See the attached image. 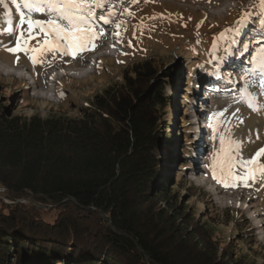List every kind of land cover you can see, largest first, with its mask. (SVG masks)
<instances>
[{"label":"trees","instance_id":"obj_1","mask_svg":"<svg viewBox=\"0 0 264 264\" xmlns=\"http://www.w3.org/2000/svg\"><path fill=\"white\" fill-rule=\"evenodd\" d=\"M161 69L132 63L76 115L0 100V186L12 200H0V264H254L231 258L159 181Z\"/></svg>","mask_w":264,"mask_h":264},{"label":"rangeland","instance_id":"obj_2","mask_svg":"<svg viewBox=\"0 0 264 264\" xmlns=\"http://www.w3.org/2000/svg\"><path fill=\"white\" fill-rule=\"evenodd\" d=\"M6 2L15 26L18 14L11 0ZM224 3L232 7L222 15H215ZM258 5L259 0H112L113 12L119 10L117 19L107 25L103 21L97 23L96 28L103 34L94 41V48L82 50L75 59L60 53L53 58L48 53L35 66L23 52L14 55L5 50L7 46H14L15 35H0V100L14 105L16 113L24 115H76L89 105L96 93L121 83L123 71L132 63L148 60L156 69L162 68L167 76L163 80L166 103L160 109L164 138L159 152L164 161L159 181L166 180L182 207L213 234L220 248L226 247L231 258L240 257V263L264 264V184L225 188L212 178L210 170L222 136L234 140L240 137L244 140L242 150L250 147L251 156L264 147V123H260V120L264 122V89L257 83L254 86L253 111L244 109L245 103L241 100L245 95L243 70L249 67L247 61L258 46L256 42L264 40ZM245 12H251L253 17L241 25L240 17ZM4 14L5 9L0 5V32L8 26ZM120 22L123 23L118 29L119 41L126 48L125 54L103 55L99 69L80 73L98 52L106 51L110 36L107 32ZM238 30H244L246 36L251 32L256 34L241 36L238 47L234 48ZM220 33L225 34L222 39ZM30 43L36 46L35 40ZM246 43L248 51L236 56ZM16 55L20 57L19 63L15 62ZM225 55L231 59L229 68V64L227 67L218 64ZM65 71L75 76L65 75ZM213 71L219 73L217 77L221 76L213 85L221 83L228 87L208 97H203L207 92H199L196 100L193 90L197 91L199 80L200 84L206 82L203 76ZM54 76L58 79L52 83ZM224 78L230 79L223 81ZM48 87L57 89L53 98L48 100L36 95ZM201 89L207 87L201 86ZM213 113L222 115L214 119ZM205 114L208 136L201 126L205 125L202 121ZM196 130H199L198 136ZM196 140L200 142L199 148ZM196 147L201 150L197 156ZM260 162L264 163V156ZM0 200L12 202L1 186ZM17 201L31 204L28 198ZM61 264H67L66 260Z\"/></svg>","mask_w":264,"mask_h":264},{"label":"snow or ice","instance_id":"obj_3","mask_svg":"<svg viewBox=\"0 0 264 264\" xmlns=\"http://www.w3.org/2000/svg\"><path fill=\"white\" fill-rule=\"evenodd\" d=\"M11 3L19 17L15 26L12 23L9 3L0 0V5L5 9V23L8 25L0 35H15L14 46H7L5 50L14 55L23 52L33 66L42 63L40 58L48 53H52L53 58L56 53H60L75 59L82 50L94 48V41L103 34L96 28L97 23L103 21L107 25L115 15L112 0H11ZM258 7L260 30L264 35V0H259ZM252 17L251 12H245L239 23L243 25ZM122 23H117L116 28L119 29ZM115 35L119 36V31ZM224 35L220 33V38ZM33 40L36 41V46L30 43ZM256 43L258 46L247 61L249 67L244 68L241 77L245 81L244 91L250 96V77H257L256 82L264 89V40ZM248 49L249 44H244L243 50ZM19 61L20 57L16 55L15 62ZM218 115L222 113H213V118ZM213 130L215 131L214 126ZM242 143L222 136L218 151L213 153L210 165L212 178L225 188L252 187L258 182L264 184V163L260 162V157L264 156V147L251 158H245L242 154Z\"/></svg>","mask_w":264,"mask_h":264},{"label":"bare ground","instance_id":"obj_4","mask_svg":"<svg viewBox=\"0 0 264 264\" xmlns=\"http://www.w3.org/2000/svg\"><path fill=\"white\" fill-rule=\"evenodd\" d=\"M232 5L230 4V6L227 4V3H224L223 5H221L216 11H215V15H222L224 13L227 12V10L229 8H231ZM119 12V10L117 9L116 11H114L115 15L111 17V21H114L116 16H117V13ZM117 19V18H116ZM119 31L116 27H113L112 29H110L107 34L110 35L109 36V44H108V47L106 49V51H102V52H98L97 55H95L94 58H91L88 62H89V65L87 67H84V68H81L80 70V73L82 74H87V73H92L93 71H96V69H99L100 68V59L102 58L101 56L103 55H110V56H117V55H120V56H123L126 52V48L125 46H123V44L119 41L120 40V36H117L115 35V33ZM243 30H238L239 32V35H241L240 33H242ZM238 47L237 45H234V48ZM245 51H241L239 53L236 54L237 55H244ZM233 55V54H232ZM225 59H224V63H222L221 65H224V67H227L226 65L229 64L228 68L230 67V64H231V60H229V55L228 57H226V55L224 56ZM235 55H234V59H235ZM103 59V58H102ZM7 68V67H6ZM9 70V69H8ZM8 72V71H7ZM11 72V71H9ZM69 72V71H68ZM67 71L64 72L65 75H68V76H75L74 73H68ZM212 74H205V76H203V78L205 77V81L204 83H201L200 84V80H199V85L198 86H205L207 84H210L209 86H206L210 89H212V93H217L218 90H224V88H227L228 85H224V84H221V83H218L214 86H211L214 84V82H219L221 80V76L217 77V75H219V73L217 72H211ZM86 76V75H85ZM197 77H200V75H197ZM51 78V77H50ZM58 77H53V79L51 80L52 83H54V81H57ZM220 79V80H219ZM223 81H229V79H223ZM257 81V77L253 76V79L251 80V83L249 84L248 86V92H251L252 93V90L254 88V86L256 85V82ZM220 84V85H219ZM253 84V85H252ZM259 84L257 83V86ZM260 86V85H259ZM207 90V89H206ZM56 91L57 89L56 88H51V87H48L44 90H39L36 92V95L41 97V98H44V99H48L50 100L51 98H53L56 94ZM193 93L196 95V90H193ZM247 97V98H246ZM241 100H244L243 103H245V108L244 109H247V111H253L254 108H253V103H252V95H248L246 92H245V95L243 96V98ZM242 106V105H241ZM191 107H193L191 105ZM240 108V107H239ZM246 111V110H245ZM252 114V113H251ZM261 122L260 123H264L262 120H260ZM264 125V124H262ZM199 132V130H196L195 132V135H197ZM197 141V140H196ZM237 141H242V148L244 147V140H240V137L237 139ZM198 142V141H197ZM199 144V143H198ZM200 149L202 150V146H200ZM198 151V149H197ZM251 148L249 147L247 150H242V154L245 158H249L251 156ZM197 152L195 153V156H196ZM253 155V154H252ZM252 157V156H251ZM250 157V158H251Z\"/></svg>","mask_w":264,"mask_h":264}]
</instances>
